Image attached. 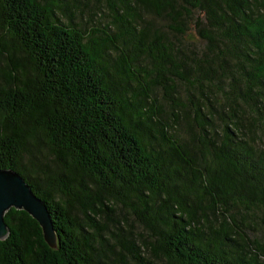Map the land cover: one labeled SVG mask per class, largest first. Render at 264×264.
Instances as JSON below:
<instances>
[{
	"label": "trees",
	"instance_id": "trees-1",
	"mask_svg": "<svg viewBox=\"0 0 264 264\" xmlns=\"http://www.w3.org/2000/svg\"><path fill=\"white\" fill-rule=\"evenodd\" d=\"M0 264H264V0H0Z\"/></svg>",
	"mask_w": 264,
	"mask_h": 264
},
{
	"label": "water",
	"instance_id": "water-1",
	"mask_svg": "<svg viewBox=\"0 0 264 264\" xmlns=\"http://www.w3.org/2000/svg\"><path fill=\"white\" fill-rule=\"evenodd\" d=\"M10 208L25 212L38 224L46 246L52 251L57 249L44 205L17 174L10 170H0V241L8 234L3 215Z\"/></svg>",
	"mask_w": 264,
	"mask_h": 264
}]
</instances>
